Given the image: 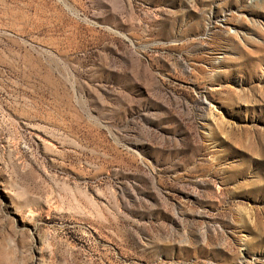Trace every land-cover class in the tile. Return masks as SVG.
<instances>
[{
    "label": "rangeland",
    "instance_id": "1",
    "mask_svg": "<svg viewBox=\"0 0 264 264\" xmlns=\"http://www.w3.org/2000/svg\"><path fill=\"white\" fill-rule=\"evenodd\" d=\"M0 264H264V0H0Z\"/></svg>",
    "mask_w": 264,
    "mask_h": 264
}]
</instances>
